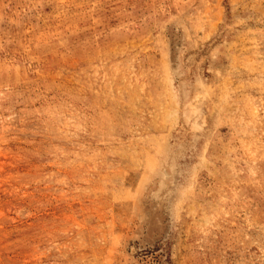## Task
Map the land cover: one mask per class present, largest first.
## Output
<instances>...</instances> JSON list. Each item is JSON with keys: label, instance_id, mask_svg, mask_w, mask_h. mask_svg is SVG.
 I'll list each match as a JSON object with an SVG mask.
<instances>
[{"label": "rangeland", "instance_id": "374dc122", "mask_svg": "<svg viewBox=\"0 0 264 264\" xmlns=\"http://www.w3.org/2000/svg\"><path fill=\"white\" fill-rule=\"evenodd\" d=\"M0 264H264V0H0Z\"/></svg>", "mask_w": 264, "mask_h": 264}]
</instances>
